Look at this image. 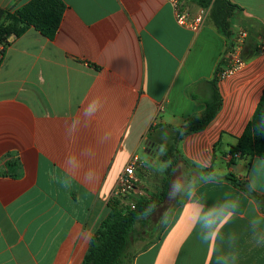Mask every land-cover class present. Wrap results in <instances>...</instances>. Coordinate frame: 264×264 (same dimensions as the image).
Segmentation results:
<instances>
[{"label": "crops", "instance_id": "0c3cea01", "mask_svg": "<svg viewBox=\"0 0 264 264\" xmlns=\"http://www.w3.org/2000/svg\"><path fill=\"white\" fill-rule=\"evenodd\" d=\"M30 1L0 0V9ZM62 1L55 38L31 28L0 65V264H82L129 161L144 163L142 197L158 193L143 172L169 167L164 146L206 110L226 64L228 41L210 17L191 31L164 0ZM227 1L241 10L234 27L261 35L248 36L244 68L218 81L215 119L180 141L175 169L195 183L132 264H264V160L230 155L264 93V0ZM228 214L214 231L203 227Z\"/></svg>", "mask_w": 264, "mask_h": 264}, {"label": "trees", "instance_id": "16d2710c", "mask_svg": "<svg viewBox=\"0 0 264 264\" xmlns=\"http://www.w3.org/2000/svg\"><path fill=\"white\" fill-rule=\"evenodd\" d=\"M186 2L199 8L210 9V20L227 39L226 51L229 52L235 40L234 21L241 12L240 8L227 0H186ZM65 8L62 0H31L20 8L0 9V65L12 40L20 38L31 28L49 40H53L60 28ZM243 28L248 31L251 38L256 39L261 35L247 26ZM219 73L220 67L216 71L215 79L211 82V96L206 102V110L200 115L190 117L186 124L177 130L174 144L164 146L163 161L168 163L169 167L159 192L138 199L134 210L117 199H111L110 212L93 235L82 264L133 263L134 256L130 253V249L134 231L137 224L144 219L147 221L165 203L169 194L170 179L180 161L178 149L180 141L189 134L204 130L215 119L222 107L217 87L220 81ZM261 115H264V93L252 124L238 145L231 148L230 155L240 154V157H259L264 160V119L260 118ZM202 173L205 178L224 179L248 191L232 174L220 178L211 169L202 170Z\"/></svg>", "mask_w": 264, "mask_h": 264}, {"label": "built area", "instance_id": "2783aa9c", "mask_svg": "<svg viewBox=\"0 0 264 264\" xmlns=\"http://www.w3.org/2000/svg\"><path fill=\"white\" fill-rule=\"evenodd\" d=\"M169 4L175 15L177 24L191 31H198L207 21L210 15V9L197 7L194 12L193 9L187 4L186 0H164ZM235 40L230 51L224 55L226 64L220 68L219 80H226L231 78L237 72L241 71L246 60L243 57V48L249 36L247 30L241 27H234ZM240 154H236L235 157ZM144 166V163L139 157L134 156L124 171L118 178L117 187L112 194V199L121 201L124 205L128 206L131 210L136 209V201L142 197V192H139V185L141 183L138 171ZM138 192L139 198L136 200L130 199V196Z\"/></svg>", "mask_w": 264, "mask_h": 264}, {"label": "rangeland", "instance_id": "374dc122", "mask_svg": "<svg viewBox=\"0 0 264 264\" xmlns=\"http://www.w3.org/2000/svg\"><path fill=\"white\" fill-rule=\"evenodd\" d=\"M141 159H145L147 155L143 152L139 155ZM166 166L162 161L156 164L155 167L147 169L143 172V177L147 185V191L150 194L157 192L162 185V181L166 175ZM195 183V178L188 177V174L183 166H179L173 172L169 184V195L164 205L149 219H144L143 222L137 224L134 231L130 253L135 254L141 251L146 245L154 240L163 224L166 222L171 211L178 201L182 198L187 188ZM147 222V224H145ZM144 224L146 226H144ZM155 228V229H154Z\"/></svg>", "mask_w": 264, "mask_h": 264}, {"label": "clouds", "instance_id": "9594fccd", "mask_svg": "<svg viewBox=\"0 0 264 264\" xmlns=\"http://www.w3.org/2000/svg\"><path fill=\"white\" fill-rule=\"evenodd\" d=\"M261 119H264V115H261L260 117ZM230 215L231 214H228L227 217H225L222 221H218L216 218H212L211 220H206L204 223H203V227L205 229H212L214 231L215 227H219L221 226L222 223H227V220L230 218ZM207 242L209 244H211L212 242V237H211V234H209L207 237Z\"/></svg>", "mask_w": 264, "mask_h": 264}]
</instances>
